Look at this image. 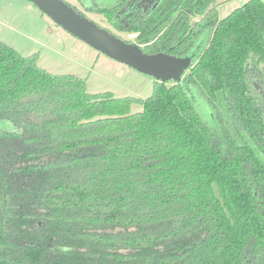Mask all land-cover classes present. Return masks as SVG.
Segmentation results:
<instances>
[{"label":"trees","instance_id":"trees-1","mask_svg":"<svg viewBox=\"0 0 264 264\" xmlns=\"http://www.w3.org/2000/svg\"><path fill=\"white\" fill-rule=\"evenodd\" d=\"M69 5L192 63L115 97L0 40V264H264V2Z\"/></svg>","mask_w":264,"mask_h":264},{"label":"rangeland","instance_id":"rangeland-1","mask_svg":"<svg viewBox=\"0 0 264 264\" xmlns=\"http://www.w3.org/2000/svg\"><path fill=\"white\" fill-rule=\"evenodd\" d=\"M64 1L78 6V0ZM244 1L216 0L218 17L227 16ZM86 14L101 27L111 28L101 13ZM112 31L123 40H131L135 36L115 29ZM0 40L22 55L36 54L37 64L51 73L74 74L84 78L90 93L110 92L115 97L142 99L152 94L154 77L97 51L53 22L29 0H0ZM217 104L227 120L222 92L217 93ZM141 109L140 103L131 106L132 112Z\"/></svg>","mask_w":264,"mask_h":264},{"label":"water","instance_id":"water-1","mask_svg":"<svg viewBox=\"0 0 264 264\" xmlns=\"http://www.w3.org/2000/svg\"><path fill=\"white\" fill-rule=\"evenodd\" d=\"M68 33L97 51L124 63L158 81H180L192 63V57H177L166 52L146 53L135 43L127 42L85 15L64 0H29Z\"/></svg>","mask_w":264,"mask_h":264},{"label":"crops","instance_id":"crops-1","mask_svg":"<svg viewBox=\"0 0 264 264\" xmlns=\"http://www.w3.org/2000/svg\"><path fill=\"white\" fill-rule=\"evenodd\" d=\"M245 1H247V0H245ZM245 1H244V2H245ZM262 1L264 2V0H262ZM241 2H242V1H241Z\"/></svg>","mask_w":264,"mask_h":264}]
</instances>
